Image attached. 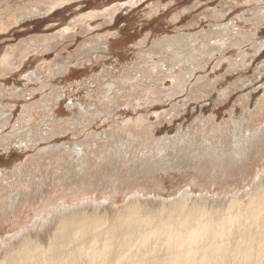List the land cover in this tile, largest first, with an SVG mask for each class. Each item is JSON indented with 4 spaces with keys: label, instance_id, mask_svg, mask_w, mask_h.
Instances as JSON below:
<instances>
[{
    "label": "rangeland",
    "instance_id": "obj_1",
    "mask_svg": "<svg viewBox=\"0 0 264 264\" xmlns=\"http://www.w3.org/2000/svg\"><path fill=\"white\" fill-rule=\"evenodd\" d=\"M243 115L264 127V0H0V206L22 197L0 207V249L63 201L247 190L264 141L244 175L191 160L208 143L227 154ZM176 141L194 143L182 161L139 169Z\"/></svg>",
    "mask_w": 264,
    "mask_h": 264
},
{
    "label": "bare ground",
    "instance_id": "obj_2",
    "mask_svg": "<svg viewBox=\"0 0 264 264\" xmlns=\"http://www.w3.org/2000/svg\"><path fill=\"white\" fill-rule=\"evenodd\" d=\"M176 43L167 40L164 45L174 50ZM231 121L242 133L227 154L208 143L193 151L191 160L207 161L218 171L242 167L244 175L253 148L264 141V127L251 128L246 115ZM130 144L121 140L119 157H124ZM170 144L156 142L159 153L141 156L139 169L157 171L166 163L182 161L179 156L185 149L189 153L194 143L177 142L171 147L173 156H168ZM76 146L71 172L77 167L84 173L85 150ZM206 193L194 195L189 188L172 199L136 193L120 204L114 197L72 206L63 201L48 218L42 215L14 239L7 238L0 249V264H264V169L247 190L228 192L211 198L212 202ZM20 194L0 207L13 213L22 203Z\"/></svg>",
    "mask_w": 264,
    "mask_h": 264
}]
</instances>
